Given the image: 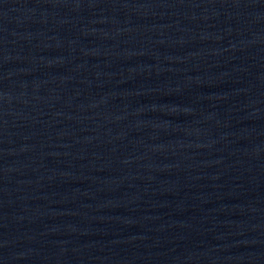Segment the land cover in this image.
Masks as SVG:
<instances>
[{
  "label": "water",
  "instance_id": "1",
  "mask_svg": "<svg viewBox=\"0 0 264 264\" xmlns=\"http://www.w3.org/2000/svg\"><path fill=\"white\" fill-rule=\"evenodd\" d=\"M0 264H264V0H0Z\"/></svg>",
  "mask_w": 264,
  "mask_h": 264
}]
</instances>
